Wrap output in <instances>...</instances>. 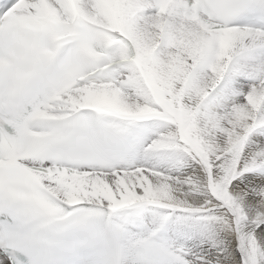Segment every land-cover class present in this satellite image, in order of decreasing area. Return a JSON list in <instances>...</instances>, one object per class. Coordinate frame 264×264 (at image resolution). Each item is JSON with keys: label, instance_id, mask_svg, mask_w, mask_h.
Returning a JSON list of instances; mask_svg holds the SVG:
<instances>
[{"label": "snow or ice", "instance_id": "snow-or-ice-1", "mask_svg": "<svg viewBox=\"0 0 264 264\" xmlns=\"http://www.w3.org/2000/svg\"><path fill=\"white\" fill-rule=\"evenodd\" d=\"M0 264H264V0H0Z\"/></svg>", "mask_w": 264, "mask_h": 264}]
</instances>
